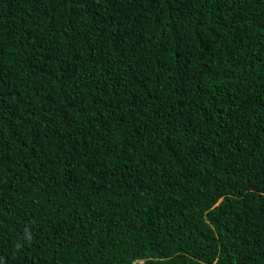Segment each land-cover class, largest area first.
Listing matches in <instances>:
<instances>
[{
	"label": "trees",
	"instance_id": "1",
	"mask_svg": "<svg viewBox=\"0 0 264 264\" xmlns=\"http://www.w3.org/2000/svg\"><path fill=\"white\" fill-rule=\"evenodd\" d=\"M0 264H264V0H0Z\"/></svg>",
	"mask_w": 264,
	"mask_h": 264
}]
</instances>
